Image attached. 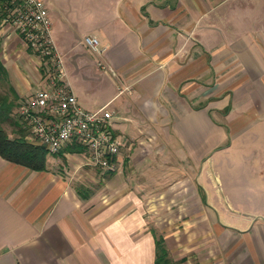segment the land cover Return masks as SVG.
Here are the masks:
<instances>
[{"label": "crops", "instance_id": "0c3cea01", "mask_svg": "<svg viewBox=\"0 0 264 264\" xmlns=\"http://www.w3.org/2000/svg\"><path fill=\"white\" fill-rule=\"evenodd\" d=\"M44 2L65 80L86 110L111 107L123 146L110 172L71 146L43 170L0 155V264H155L160 237L173 264H264V218L217 222L197 183L264 124V0ZM39 63L0 19L14 106Z\"/></svg>", "mask_w": 264, "mask_h": 264}, {"label": "built area", "instance_id": "2783aa9c", "mask_svg": "<svg viewBox=\"0 0 264 264\" xmlns=\"http://www.w3.org/2000/svg\"><path fill=\"white\" fill-rule=\"evenodd\" d=\"M0 19L24 38L27 48L49 61L53 68L46 86L19 102L17 113L30 128L36 143L55 154L67 146H76L83 165L113 171L123 142L114 135V111L105 104L97 110L83 108L65 80L61 55L51 36L52 22L44 0H0ZM85 43L100 54L98 39L86 35ZM98 66L114 74L101 60Z\"/></svg>", "mask_w": 264, "mask_h": 264}, {"label": "rangeland", "instance_id": "374dc122", "mask_svg": "<svg viewBox=\"0 0 264 264\" xmlns=\"http://www.w3.org/2000/svg\"><path fill=\"white\" fill-rule=\"evenodd\" d=\"M21 38L25 41L23 37ZM28 51L39 58L40 62L38 67L41 71V84L35 89L37 90L49 83L53 68L50 66L48 69L49 61L46 58H42L30 48ZM20 59L23 60V57ZM17 60L19 61V56ZM0 66V100L5 95L12 98L14 102L11 75L4 64ZM16 106L12 108L10 118L2 123V127L9 137H13L18 129L14 125L16 120L20 126H23L22 132L27 136L30 134L29 126L21 121ZM108 108L111 109V107ZM260 126L261 128L255 127L245 134L242 140L233 138L231 142L233 149L229 147L223 152H216L210 161L201 164L200 169L204 172L198 176L197 180L200 195L206 205L213 206L211 215L217 222L238 223L240 219L251 216L264 218V124ZM227 143H230L229 136ZM47 155L53 154L48 152ZM106 181L108 180L102 179L97 185ZM81 191H83L82 188ZM167 259L169 264H173L168 253Z\"/></svg>", "mask_w": 264, "mask_h": 264}, {"label": "trees", "instance_id": "16d2710c", "mask_svg": "<svg viewBox=\"0 0 264 264\" xmlns=\"http://www.w3.org/2000/svg\"><path fill=\"white\" fill-rule=\"evenodd\" d=\"M14 105V102L5 95L0 100V155L11 162L22 164L35 170H43L46 168L48 151L40 144L28 140L26 134L22 132L23 126H20L18 122L14 121V125L18 129L14 132L16 134L13 137H9L2 127V123L10 118ZM75 147L71 146V149ZM155 250V264H169L161 237L155 241Z\"/></svg>", "mask_w": 264, "mask_h": 264}]
</instances>
